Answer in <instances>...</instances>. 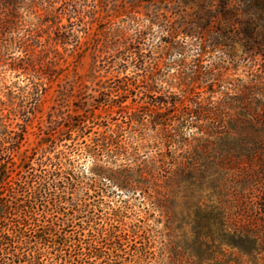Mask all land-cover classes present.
Segmentation results:
<instances>
[{
  "label": "rangeland",
  "instance_id": "rangeland-1",
  "mask_svg": "<svg viewBox=\"0 0 264 264\" xmlns=\"http://www.w3.org/2000/svg\"><path fill=\"white\" fill-rule=\"evenodd\" d=\"M181 96L216 103L206 130L264 125V0H0V160L12 178L59 163L78 185L65 215L38 212L70 246L47 247L44 264H222L190 248L197 206L264 224V143L226 159L216 187L179 182L177 166L233 147L196 129L167 147L151 115Z\"/></svg>",
  "mask_w": 264,
  "mask_h": 264
},
{
  "label": "trees",
  "instance_id": "trees-1",
  "mask_svg": "<svg viewBox=\"0 0 264 264\" xmlns=\"http://www.w3.org/2000/svg\"><path fill=\"white\" fill-rule=\"evenodd\" d=\"M182 50L183 48L179 46L175 53L182 54ZM203 52V46L199 45L197 55L200 56ZM213 84L217 83H212L211 87ZM217 87L220 88V85ZM185 99L187 97L183 96L170 101L160 99L156 104L166 108L167 112L155 111L151 115L153 125L159 126L163 132L169 134L165 140L167 147L186 142L193 134L192 129H196L200 134L206 133L208 136L219 137V139L221 136L224 141L231 138L232 144L227 145L233 146L227 150L231 153L228 158L223 159L218 156L201 169H194L190 167V164L186 168L177 166V170L180 171L177 175L179 182L186 188L195 184V176L199 178L197 181L199 188H202L206 178L211 179L209 184L212 187H216L220 183V168L225 166L226 159L232 162L236 157L234 155L238 153L252 159L257 152L263 151L261 146L264 143V125L262 122L261 126H258L245 118L241 120L240 127L214 126L213 129L206 130L205 122L215 121L219 116L220 109L216 103L208 101L203 104L197 99L185 104ZM170 113H172L171 116ZM107 145L108 143L104 142L102 146ZM175 160L172 159L173 162ZM211 172L218 173L219 176L211 178ZM16 176L18 178H12L9 175L7 162L0 160V190L7 189V193H0V197L2 196L0 198V264H44L43 257L48 251H45L47 247H54L56 250L65 248L62 250L67 251L70 246L67 245V240L57 241L54 223L48 220L47 225L40 224L38 212L41 211V217L46 216L47 219L54 217V214L65 215L66 190L69 188L72 195L78 191V185L75 183L74 176L65 172L59 163L51 164L49 169L40 163L37 169H26L16 173ZM88 197L89 194L85 193L84 197L77 202L81 205L85 204ZM194 216L193 230L196 238L190 248L201 260L210 257L214 251L220 252L222 264H261L264 260V233H262L264 224L254 230L237 226L235 222L228 221V217L219 207L207 209L197 206ZM90 247L92 246L89 245ZM227 248L231 249L235 256L231 257L232 254H227ZM64 254L66 256V252ZM87 255L101 258V255H95L91 248ZM59 259L62 260V257ZM66 262L70 263V259Z\"/></svg>",
  "mask_w": 264,
  "mask_h": 264
}]
</instances>
